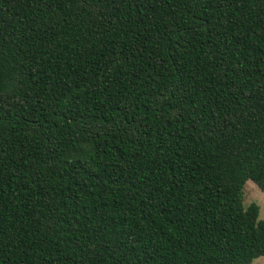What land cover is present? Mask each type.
Wrapping results in <instances>:
<instances>
[{
    "label": "trees",
    "instance_id": "trees-1",
    "mask_svg": "<svg viewBox=\"0 0 264 264\" xmlns=\"http://www.w3.org/2000/svg\"><path fill=\"white\" fill-rule=\"evenodd\" d=\"M264 0H0V264L264 254Z\"/></svg>",
    "mask_w": 264,
    "mask_h": 264
},
{
    "label": "rangeland",
    "instance_id": "rangeland-1",
    "mask_svg": "<svg viewBox=\"0 0 264 264\" xmlns=\"http://www.w3.org/2000/svg\"><path fill=\"white\" fill-rule=\"evenodd\" d=\"M243 205L254 202L258 205V218L264 219V192L260 191L251 181L246 180L243 184ZM248 264H264V254L253 258Z\"/></svg>",
    "mask_w": 264,
    "mask_h": 264
}]
</instances>
